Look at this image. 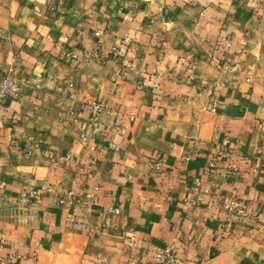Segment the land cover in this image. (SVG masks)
Returning a JSON list of instances; mask_svg holds the SVG:
<instances>
[{"label": "crops", "instance_id": "0c3cea01", "mask_svg": "<svg viewBox=\"0 0 264 264\" xmlns=\"http://www.w3.org/2000/svg\"><path fill=\"white\" fill-rule=\"evenodd\" d=\"M10 71L0 264H264V0H0Z\"/></svg>", "mask_w": 264, "mask_h": 264}, {"label": "built area", "instance_id": "2783aa9c", "mask_svg": "<svg viewBox=\"0 0 264 264\" xmlns=\"http://www.w3.org/2000/svg\"><path fill=\"white\" fill-rule=\"evenodd\" d=\"M226 42V40H224ZM96 58L95 55L85 54L83 58L77 59L73 56L74 63L77 64H88L92 59ZM22 92V85L19 81L15 80L13 77L12 71L4 74L0 78V100L3 99H17ZM92 109V118L91 123H95L98 120L99 114L104 109L102 104H93L90 106ZM261 152L264 154V141L261 144ZM66 158H70L67 156ZM191 161V157L187 156L184 159V163L187 165ZM159 168V164L156 165ZM199 183H197V186ZM68 197L73 200L72 193L68 194ZM37 198V194L35 192H31L28 194H22L18 197L17 203L21 206H28ZM65 199L61 200L63 204ZM224 212L226 217L232 222L244 221L250 215L249 205L246 201L235 199L232 197H222L217 202ZM189 208H193L197 206V201L192 200L187 203ZM119 213V209L113 208L108 210V214L112 217L116 216ZM180 249L174 245H163L157 247L152 255L153 264H182L179 259ZM33 257L36 256V253L31 254ZM14 255H9L5 260L1 262V264H12L15 260Z\"/></svg>", "mask_w": 264, "mask_h": 264}]
</instances>
